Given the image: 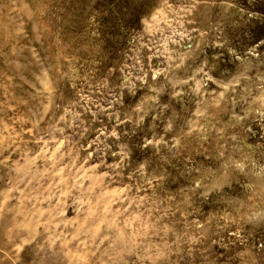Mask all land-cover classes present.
<instances>
[{"label": "rangeland", "instance_id": "1", "mask_svg": "<svg viewBox=\"0 0 264 264\" xmlns=\"http://www.w3.org/2000/svg\"><path fill=\"white\" fill-rule=\"evenodd\" d=\"M0 264H264V0H0Z\"/></svg>", "mask_w": 264, "mask_h": 264}]
</instances>
